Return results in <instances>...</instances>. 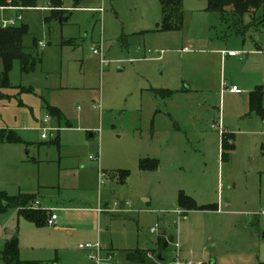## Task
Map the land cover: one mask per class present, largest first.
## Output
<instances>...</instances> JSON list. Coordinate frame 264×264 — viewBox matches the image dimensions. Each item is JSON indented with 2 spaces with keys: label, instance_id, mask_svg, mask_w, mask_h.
<instances>
[{
  "label": "rangeland",
  "instance_id": "1",
  "mask_svg": "<svg viewBox=\"0 0 264 264\" xmlns=\"http://www.w3.org/2000/svg\"><path fill=\"white\" fill-rule=\"evenodd\" d=\"M44 7L0 12L21 19L36 59L29 73L14 61L0 82V195L33 196L57 221L37 227L9 210L0 253L12 239L22 262L96 264L78 246L99 243L101 264H130L124 251L153 249L165 232L182 262L264 264V122L248 91L264 81L263 11L183 0L180 30L161 32L159 0H61L55 15ZM49 108L60 117L46 125ZM223 132L233 145L225 159ZM180 194L204 208L180 210Z\"/></svg>",
  "mask_w": 264,
  "mask_h": 264
},
{
  "label": "trees",
  "instance_id": "2",
  "mask_svg": "<svg viewBox=\"0 0 264 264\" xmlns=\"http://www.w3.org/2000/svg\"><path fill=\"white\" fill-rule=\"evenodd\" d=\"M182 1L183 0H159L162 18L159 24L158 31L168 32L180 30L182 26ZM209 9L212 11H222L224 6L231 4L234 8V14L243 16L244 14H254L258 10L263 11L264 17V0H207ZM38 0H0V9L15 8L19 11L23 9L37 8ZM49 5L52 13L60 14L61 0H49ZM57 12V13H56ZM27 27L25 25H17L6 29L0 28V61L3 65V71L0 74V82L2 84L7 81V74L11 70L14 61L20 62V69L23 73H29L33 71L36 59L30 54L25 53L22 45V40L27 35ZM264 94V86L256 88L250 93V109L262 118H264V109L261 108V100ZM48 115L52 117H60V113L53 109H48ZM2 140L8 142H16L20 139L15 137H6ZM231 136L222 134L221 136V147H222V159L227 157V153L233 150L231 143ZM55 141L51 142L55 143ZM148 161H143V168L148 167ZM156 165V164H154ZM34 200L33 196L19 195L17 197H6L0 195V216L6 214L9 210H17L20 216L25 220L40 227L46 224L49 216L45 211L29 209L27 206ZM179 207L186 210H202L204 207H198L196 203L189 197L180 194L179 196ZM210 206L208 208H211ZM163 239H159L160 250L164 249ZM4 264H36L26 263L19 259V250L16 240H9L6 242L4 249L0 253ZM127 259L131 262H141V256L135 253H128Z\"/></svg>",
  "mask_w": 264,
  "mask_h": 264
},
{
  "label": "crops",
  "instance_id": "3",
  "mask_svg": "<svg viewBox=\"0 0 264 264\" xmlns=\"http://www.w3.org/2000/svg\"><path fill=\"white\" fill-rule=\"evenodd\" d=\"M43 9H45V10H47V9H50V8H47V7H44ZM1 11H19V10H17V9H15V8H7V9H0V12ZM1 20V19H0ZM184 51H187L186 49H184ZM234 51H231V53H233ZM257 54H260L261 52H262V49H260V48H258V50L257 51H255ZM254 52V53H255ZM260 80V79H259ZM252 85L249 87V89H248V91L251 93L252 91H254L256 88H258V87H260V86H264V81H255V82H253V83H251ZM234 87V86H233ZM232 87V88H233ZM231 90V89H230ZM229 90V92L230 93H233V92H231ZM236 94H238V93H236ZM264 109V108H263ZM49 116V115H48ZM259 116V115H258ZM50 117V116H49ZM260 117V119L262 120V122H264V118H262L261 116H259ZM51 118H54V117H50V121L48 122V123H45L44 122V120H43V123L44 124H46V125H48L50 122H51ZM55 118H57L58 119V117H55ZM58 121H59V119H58ZM58 124H59V122H58ZM219 125L221 126V124L219 123ZM48 128H54V127H48ZM59 128V127H58ZM68 128H70V126L68 127ZM55 130H56V128H54ZM44 130V128H42V131ZM57 132L59 131V130H56ZM223 131V129H222V126H221V129H220V131L219 132H222ZM52 132H54V131H52ZM222 134H225V135H227V136H231L230 134H228V133H225V132H223ZM222 134H221V136H222ZM42 136V135H41ZM91 137H93L92 135H90ZM42 138V137H41ZM232 138V137H231ZM43 139V138H42ZM47 139V138H46ZM231 140V142H232V139H230ZM178 208L180 209V210H182V211H198V210H186V209H183V208H181V207H179L178 206ZM93 212V211H92ZM179 212H181V211H177V215H178V217H179V219L181 218V216L183 215V218L184 219H186V216H185V214L183 213V212H181L180 214H179ZM76 213H86V212H80V211H76ZM89 213H91V212H89ZM97 213H100L99 211L97 212ZM150 229L151 228H149V233H151L150 232ZM91 234H89V235H87L89 238H92V239H94V238H96V236L93 234V232L91 231L90 232ZM152 234V233H151ZM68 235L69 236H71L72 235V232L70 231V232H68ZM101 237V236H100ZM98 238V237H97ZM159 239H163V246H164V249L163 250H160V246H159ZM173 244V246H174V248H175V237H173V236H168V235H166V233L165 232H161L159 235H158V238H157V240H156V243H155V245H154V248L153 249H139V248H136V249H131V250H127V251H124L125 253H124V257H125V259H126V261L128 262V263H130V264H156V262H155V260L156 261H158L159 263H163V262H165L166 261V258H165V256H164V253L168 250V248H169V244ZM178 244V243H177ZM176 249V248H175ZM176 251V250H175ZM179 251H180V246H179ZM130 252H132V253H135V254H139V256H141V262H131V261H129L128 259H127V254L128 253H130ZM113 254H111V256H112ZM114 256V255H113ZM169 264H175V257L173 258V261H171V262H169ZM204 264V263H203Z\"/></svg>",
  "mask_w": 264,
  "mask_h": 264
},
{
  "label": "built area",
  "instance_id": "4",
  "mask_svg": "<svg viewBox=\"0 0 264 264\" xmlns=\"http://www.w3.org/2000/svg\"><path fill=\"white\" fill-rule=\"evenodd\" d=\"M21 19L17 18V19H1L0 20V28L1 29H6L9 27H14L17 26V22H19ZM40 46L43 48L44 45ZM92 53L94 55H99L101 56V52L96 49V48H92L91 49ZM233 93H239V91L233 87L230 90ZM50 120L49 116H46V118L44 119L45 123H48ZM212 128L216 129L218 128L219 130L221 129V126L219 124H212ZM49 131H55L54 128H48ZM43 132H45V129L43 130ZM43 139H46V134H42L41 136ZM31 209H35V210H39L40 209V204L38 201H33L31 204ZM51 213V212H50ZM181 212H179L180 214ZM260 215H264V209L260 212ZM57 221V216L55 214H50L47 221H46V225L47 226H54L55 222ZM158 228L157 226H155L154 228L150 229L151 233H155L157 232ZM175 248H176V256H175V264H192L191 262H182L179 258V244H175ZM78 249H80L81 251L86 252L87 254H89V259L93 260L96 262V264H101L102 263V259H101V255H102V251L103 249L101 248L99 243L96 244H81L78 246ZM108 264H113L112 262H110V259H108Z\"/></svg>",
  "mask_w": 264,
  "mask_h": 264
},
{
  "label": "water",
  "instance_id": "5",
  "mask_svg": "<svg viewBox=\"0 0 264 264\" xmlns=\"http://www.w3.org/2000/svg\"><path fill=\"white\" fill-rule=\"evenodd\" d=\"M91 137V136H90Z\"/></svg>",
  "mask_w": 264,
  "mask_h": 264
}]
</instances>
